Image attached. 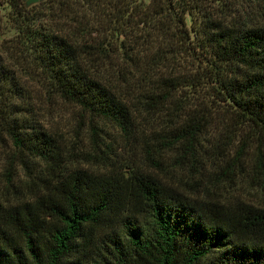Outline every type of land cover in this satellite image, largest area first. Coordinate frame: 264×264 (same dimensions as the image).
I'll list each match as a JSON object with an SVG mask.
<instances>
[{"label": "trees", "instance_id": "16d2710c", "mask_svg": "<svg viewBox=\"0 0 264 264\" xmlns=\"http://www.w3.org/2000/svg\"><path fill=\"white\" fill-rule=\"evenodd\" d=\"M261 1L48 0L33 18L21 0H5L16 35L0 41V146L6 182L13 172L25 188L0 203V264H264V208L194 201L145 173L119 182L68 171L69 141L44 127L23 88L38 76L87 116L94 152L95 122H105L147 132L154 157L194 159L207 125L228 137L241 126L264 132V27L232 18ZM188 46L198 51L192 63L180 56ZM194 64L204 73L192 74ZM201 79L228 111L183 101Z\"/></svg>", "mask_w": 264, "mask_h": 264}, {"label": "rangeland", "instance_id": "374dc122", "mask_svg": "<svg viewBox=\"0 0 264 264\" xmlns=\"http://www.w3.org/2000/svg\"><path fill=\"white\" fill-rule=\"evenodd\" d=\"M137 1L143 4L148 2ZM21 2L28 16L34 18L45 14L48 0ZM0 5V41L13 40L16 35L14 17H9L10 9L5 0H0ZM239 9L240 12L233 14L232 18L235 21L253 27H264V1L254 6L243 4ZM12 42L6 46H11ZM189 47L192 46H188L187 53L180 55L186 63H192L191 57L198 54V51H191ZM204 70V66H199L195 70V64L191 68L192 74L195 72L203 74ZM25 78L23 88L31 96L29 104L39 113L44 127L70 143L69 148L72 152L66 160L68 171L78 169L88 173L94 170L96 175L112 176L119 182L133 174L145 173L155 175L164 183L176 185L183 194L194 201L219 205L244 203L264 208V132L259 134L252 128L241 126L236 128L237 131L231 129L232 133L228 137L222 124L213 123L205 126L200 135L201 148H196L197 154L194 159L184 156L180 160L181 154L174 151H167L165 156L159 159L148 151L155 143L147 132L124 135L108 123L95 122L99 129V141L96 144L102 152L100 154L91 149V141L86 131L87 116L46 93V82L41 83L38 76H33L30 80L27 76ZM211 85L205 79H201L196 85L182 89L183 101L198 106L199 110H196L206 114L212 115L222 109L224 112L228 111L225 103L223 107L222 103L217 102ZM225 135L227 137H224ZM4 151L3 146H0V203L3 205L6 200L11 202L22 199L25 188L21 182L22 177L16 176L13 172L9 175L12 187L6 182L8 172L5 170V162L1 155ZM147 153L151 157H147ZM227 157L230 161L224 160ZM235 159L236 161H232ZM37 172H34V176L38 179L45 178L43 173L38 175Z\"/></svg>", "mask_w": 264, "mask_h": 264}, {"label": "built area", "instance_id": "2783aa9c", "mask_svg": "<svg viewBox=\"0 0 264 264\" xmlns=\"http://www.w3.org/2000/svg\"><path fill=\"white\" fill-rule=\"evenodd\" d=\"M0 12H1V5H0Z\"/></svg>", "mask_w": 264, "mask_h": 264}]
</instances>
